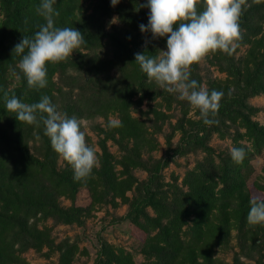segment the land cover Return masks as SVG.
<instances>
[{
	"label": "trees",
	"instance_id": "16d2710c",
	"mask_svg": "<svg viewBox=\"0 0 264 264\" xmlns=\"http://www.w3.org/2000/svg\"><path fill=\"white\" fill-rule=\"evenodd\" d=\"M246 2L240 22L243 38L239 47H246L243 55L235 57L238 48L231 56L220 51L207 55L209 64L225 74L224 79L207 83L209 91L224 94L214 118L218 124L205 125L198 119V109L194 119L188 116L190 105L184 106L181 117L170 124L165 157L154 159L161 125L150 122L170 119L172 102L166 91L155 89L156 82L134 59L136 53L154 56L157 45L166 49L167 37L153 38L150 32L140 31L141 24L147 25L149 9L143 11L133 0H120L115 6L111 0H57V26L81 31L87 44L66 61L49 63L48 85L36 89L28 86L23 74L17 81L10 69L20 60L12 53L14 46L24 36L31 38L45 23L36 12L41 0H0V264H29L24 257L28 250L45 257L57 252L58 264H73L76 255L87 252L69 239L55 244L47 221L81 227L94 211L108 205L127 206L123 219L143 236V264H228L217 253L225 251L233 238L240 252H253L255 264H264V225H252L247 220L250 201L264 197V184L254 182V191L247 184L252 172L250 161L264 154V126L252 120L256 109L247 104L249 98L264 95V0ZM199 7L203 10L202 4ZM89 10L91 14H87ZM112 14H117L127 35L107 33L96 26ZM145 38L149 42L141 47ZM105 48L110 56L102 54ZM197 66H191V78L201 84ZM113 69L117 76L111 74ZM65 86L69 91L62 90ZM74 90L77 92L73 94ZM5 93L25 103L38 102L46 95L69 117L102 118L105 127L99 131L103 137L97 143L100 153L95 151L100 163L93 169L92 178L74 179L64 159L63 166H58L60 155L44 135L43 125L37 128L16 120L15 114L6 110ZM145 100L155 103L144 113L141 106ZM135 113H143L145 118ZM110 117L123 126L108 127ZM226 122L236 127L234 146L245 149L240 164L233 162L230 152L214 155L208 145L213 134L224 138L220 126ZM176 132L180 137L172 148ZM30 140L39 143L38 154L30 151ZM107 141L117 146L118 155L108 151ZM86 143L94 149L89 137ZM196 151L204 155L181 183L173 176L165 182L162 172L173 157ZM135 171H144L145 179L139 181ZM81 188L89 196L86 207L75 203ZM60 199L68 200L70 206H60ZM94 264L135 262L130 252L102 242ZM231 264L244 263L235 256Z\"/></svg>",
	"mask_w": 264,
	"mask_h": 264
},
{
	"label": "clouds",
	"instance_id": "9594fccd",
	"mask_svg": "<svg viewBox=\"0 0 264 264\" xmlns=\"http://www.w3.org/2000/svg\"><path fill=\"white\" fill-rule=\"evenodd\" d=\"M56 3L57 0H41L36 12L45 23L31 38L24 36L12 51L20 60L10 71L17 81L23 74L30 88H46L47 65L66 61L76 49L87 44L81 31L57 26L60 13L54 7ZM118 3L119 0H111L112 6ZM142 7L149 9V15L147 25L139 26L141 33L150 32L153 38L167 37V50H159L154 56L136 53L134 59L140 70L160 88L178 94L180 100L198 109V119L205 125L218 124L214 118L224 94L215 89L209 91L206 85L192 79L191 66L210 52L220 51L229 56L235 52L243 38L240 22L247 9L246 0H146ZM4 100L6 110L14 113L16 120L37 128L43 125L52 149L71 166L74 179L92 178L93 169L100 162L95 150L86 143L85 121L69 117L46 95L38 102L25 103L5 93ZM122 126L119 120L108 125ZM230 155L234 163L240 164L246 152L234 146ZM247 220L252 225H264V197L250 201Z\"/></svg>",
	"mask_w": 264,
	"mask_h": 264
},
{
	"label": "rangeland",
	"instance_id": "374dc122",
	"mask_svg": "<svg viewBox=\"0 0 264 264\" xmlns=\"http://www.w3.org/2000/svg\"><path fill=\"white\" fill-rule=\"evenodd\" d=\"M135 1L138 8L146 11V7H142L146 3V0H133ZM120 2V0H119ZM87 14H91V10L88 11ZM96 26L100 29H103L107 33H112L114 31H119L124 35H127L126 28L124 25L118 20L117 14H112L109 18L102 19L96 23ZM149 42L148 38H145L141 47L146 45ZM156 51L164 50L159 45L154 47ZM245 46L238 47V51H236L235 57L243 55ZM102 54L105 56H110L109 49H103ZM209 58L206 56L201 62L198 63L197 66V74L201 78V85H206L207 83L214 79H224L225 74L220 73L214 66H211L208 62ZM68 75H76L72 72L67 73ZM113 76H117L118 73L116 69L111 71ZM55 81L58 82L57 76H55ZM70 84V81H66ZM59 85L62 83L59 80ZM69 87L65 86L62 88L63 91H69ZM155 89L158 91L165 92L166 90L160 88L157 84L155 85ZM77 90L73 91V94L76 93ZM168 97H170L172 102V110H171V118L161 123V121L153 120L152 122H156L157 125H161L160 132L157 134V140L160 144L159 149L152 153V157L154 159L164 158L167 150L166 138L171 131L170 124L176 123V121L181 117V111L184 106L190 105L186 100H180L178 98V94L166 91L165 93ZM62 95H61V98ZM159 101V98L155 101ZM152 101H144L141 110L145 113L150 108L154 107V103ZM247 104L250 107L256 109V112L252 115V120L258 122V124L264 126V95H259L253 98H249L247 100ZM63 112V111H62ZM141 115L142 118H145L143 113H135V116ZM149 118L152 119V114H148ZM188 116L197 119L195 116V109L190 105V111ZM78 118V117H76ZM85 121L84 131L85 136L89 137L94 145V150L100 153L98 147V141L103 137L100 133L99 129H104L105 123L102 118L96 117L94 119H86V118H78ZM110 120H115L114 117H110ZM148 122V124H150ZM236 127L233 125H229L226 122V125L220 126V129L224 135V138H220L218 134H213L208 142V145L213 149L214 155L217 154H225L230 152L231 148L234 147L233 144V136L236 134ZM239 132H243V130H239ZM179 133L176 132L174 137L171 140L172 148L178 143ZM238 142L247 144L244 140H239ZM108 151L112 154L118 155V148L112 141H107L106 143ZM30 151L38 154L36 150L39 147V143L37 141L30 140L29 141ZM203 153L201 151H196L189 153L185 156L181 157H173L170 161L169 165L163 170L162 175L164 177L165 182H170L172 176L177 177V183L180 184L182 178L185 173L192 169L196 162L201 160L203 157ZM146 158V155L144 156ZM250 165L252 167V172L248 179V186L251 191L253 189V183L259 182L264 184V154L260 156H255L251 161ZM58 166H63V158L59 156L58 158ZM135 177L141 181L146 177V173L144 171H135ZM131 196V193L128 194ZM60 206L69 207L70 202L65 199H60ZM76 205L78 207H86L89 204V196L85 189L81 188L77 194ZM128 208L126 205H121L118 208H112L108 206H102L98 210L94 211L89 218H87L81 227L75 225H62L55 224L53 220L47 221V226L52 228L51 237L54 239L55 244H59L62 241L69 239L70 242H77L80 249H84L87 254L86 255H76L73 264H94V260L97 255V251L100 248V244L102 242H107L109 244L115 245L117 247H121L126 251L130 252L133 255L135 264H143V256L141 254V244L143 242V236L139 232V230L134 227L130 222L123 219L125 217ZM45 252V250H44ZM217 256L223 258L226 263L231 264L232 259L235 256H238L239 260L244 264H255L256 255L253 252L244 251L240 252L238 243L235 238H233L226 248L225 251H218ZM25 259L29 264H58V253L51 255L50 257H45L42 254H38L33 250H28L24 254Z\"/></svg>",
	"mask_w": 264,
	"mask_h": 264
}]
</instances>
